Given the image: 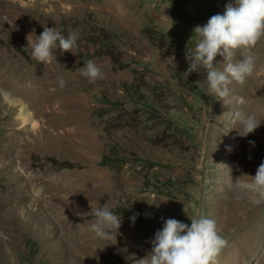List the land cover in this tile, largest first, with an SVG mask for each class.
Wrapping results in <instances>:
<instances>
[{
	"label": "rangeland",
	"instance_id": "obj_1",
	"mask_svg": "<svg viewBox=\"0 0 264 264\" xmlns=\"http://www.w3.org/2000/svg\"><path fill=\"white\" fill-rule=\"evenodd\" d=\"M228 2L0 0V264H139L165 219L199 217L228 241L216 264L258 263L264 36L225 105L205 94L204 70L185 74L194 27ZM44 26L76 31L73 53L32 61L27 37ZM86 60L103 79L80 74ZM236 111L260 127L241 137ZM104 204L121 226L97 238L89 227Z\"/></svg>",
	"mask_w": 264,
	"mask_h": 264
},
{
	"label": "clouds",
	"instance_id": "obj_2",
	"mask_svg": "<svg viewBox=\"0 0 264 264\" xmlns=\"http://www.w3.org/2000/svg\"><path fill=\"white\" fill-rule=\"evenodd\" d=\"M30 35L27 37L28 45L31 44L30 58L38 64L49 62L53 50H59L61 55L72 52L79 38L76 31L69 32L66 37L55 26H44L34 41H30ZM194 35L197 38L195 46L187 48L185 53L189 65L185 74L204 70L205 94L223 103L230 95V85L243 84L255 69L251 49L264 36V0H229L223 14H215L206 24L195 26ZM237 54L239 59H235ZM217 56L223 58L222 69L216 66ZM80 74L89 83L104 78V73L92 60L85 61ZM59 84L63 87L64 80L61 79ZM233 117L240 125L238 133L241 137L254 133L261 125L254 113L236 111ZM251 179L257 189H264V162ZM94 215L89 230L97 238H109L113 230L117 232L121 226V217L106 204L96 208ZM190 220L189 225L174 218L165 219L162 229L150 241V252L140 258L139 264H216V257L228 241L219 234L214 219L199 217Z\"/></svg>",
	"mask_w": 264,
	"mask_h": 264
},
{
	"label": "bare ground",
	"instance_id": "obj_3",
	"mask_svg": "<svg viewBox=\"0 0 264 264\" xmlns=\"http://www.w3.org/2000/svg\"><path fill=\"white\" fill-rule=\"evenodd\" d=\"M34 91L37 93L36 97H39L40 93H41V89H39L37 86H34ZM41 102V101H40ZM22 106H20L21 109ZM20 116L21 118L24 120L25 119V114H24V108L22 107V110L20 112ZM253 243V242H252ZM258 245V244H257ZM255 246V245H254ZM259 251H256L257 254L259 255V260L257 264H264V247L261 246L260 249H258ZM235 263V262H234Z\"/></svg>",
	"mask_w": 264,
	"mask_h": 264
},
{
	"label": "trees",
	"instance_id": "obj_4",
	"mask_svg": "<svg viewBox=\"0 0 264 264\" xmlns=\"http://www.w3.org/2000/svg\"><path fill=\"white\" fill-rule=\"evenodd\" d=\"M117 264H122V260L118 261V263H117Z\"/></svg>",
	"mask_w": 264,
	"mask_h": 264
}]
</instances>
